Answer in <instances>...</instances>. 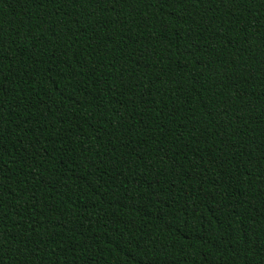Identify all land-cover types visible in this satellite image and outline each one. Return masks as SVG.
<instances>
[{"label":"trees","instance_id":"1","mask_svg":"<svg viewBox=\"0 0 264 264\" xmlns=\"http://www.w3.org/2000/svg\"><path fill=\"white\" fill-rule=\"evenodd\" d=\"M0 264H264V0H0Z\"/></svg>","mask_w":264,"mask_h":264}]
</instances>
